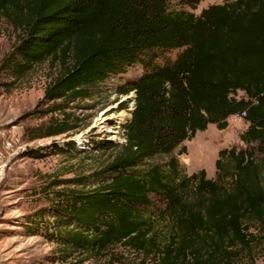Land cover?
Masks as SVG:
<instances>
[{
    "label": "trees",
    "instance_id": "16d2710c",
    "mask_svg": "<svg viewBox=\"0 0 264 264\" xmlns=\"http://www.w3.org/2000/svg\"><path fill=\"white\" fill-rule=\"evenodd\" d=\"M172 1L0 0V12L21 32L1 69L19 80L37 65H62L40 104L52 102L50 112L67 120L37 129L34 139L71 132L69 102L91 98L135 66L144 69L121 90L135 92V108L126 143L100 146L119 150L93 175L98 185L58 192L57 205L28 225L67 257L123 245L156 264L253 263L255 245L264 243V0L226 1L200 15L193 11L204 0H178L176 10ZM174 52L175 59L167 56ZM244 113L245 150H221L215 179L205 170L183 173L175 151L186 154L185 141L210 125L226 130ZM55 150L76 152L73 144ZM44 151L27 154L42 158ZM158 156L170 158L146 166ZM156 201L163 208L149 213Z\"/></svg>",
    "mask_w": 264,
    "mask_h": 264
},
{
    "label": "rangeland",
    "instance_id": "374dc122",
    "mask_svg": "<svg viewBox=\"0 0 264 264\" xmlns=\"http://www.w3.org/2000/svg\"><path fill=\"white\" fill-rule=\"evenodd\" d=\"M226 1L231 0H204L193 12L200 15L202 10ZM178 8V0H173L171 9ZM20 33L0 12V150L5 154V166L0 170V264H156L152 257L146 258L123 245L99 253H73L67 257L58 243L41 234H30L28 225L57 205L58 192L69 189L85 192L98 185L93 184V175L103 172L119 150L117 147L103 151L100 146L107 142L118 146L126 143L125 125L135 108V92L123 95L121 90L140 78L144 69L135 66L124 75L100 85L91 98L69 102L65 112L71 115L76 127L71 132L34 139L37 129L49 127L56 119L67 120L58 111L50 112L52 102L40 104L46 88L61 73L62 65L46 62L35 66L23 78L14 80L1 69V63ZM177 53L167 56L175 59ZM243 95L238 92L236 98ZM59 103L62 102H55ZM46 111L49 112L43 116ZM247 128L248 123L243 118L234 116L229 119L226 130L210 125L206 131L185 141L183 146L187 153L179 154L180 148L175 151L183 173L192 175L205 170L209 179H215L219 152L234 147L245 150L246 145L240 137ZM7 141L12 142L10 149H5ZM69 144L75 146L74 154L55 153L56 145L63 148ZM39 148H45L42 158L28 156V149ZM169 158L155 157L146 166L164 164ZM83 178L88 179L87 183L79 185L77 181ZM155 203L149 213L157 214L163 208L161 202ZM46 220L53 223L49 216ZM254 255L256 261L253 263L248 257L237 263L264 264V243L255 245Z\"/></svg>",
    "mask_w": 264,
    "mask_h": 264
},
{
    "label": "built area",
    "instance_id": "2783aa9c",
    "mask_svg": "<svg viewBox=\"0 0 264 264\" xmlns=\"http://www.w3.org/2000/svg\"><path fill=\"white\" fill-rule=\"evenodd\" d=\"M245 116V113L242 114V116H237L239 118H243ZM5 149H10L12 147V142L11 141H7L5 142ZM5 166V154L2 150H0V170L3 169Z\"/></svg>",
    "mask_w": 264,
    "mask_h": 264
}]
</instances>
